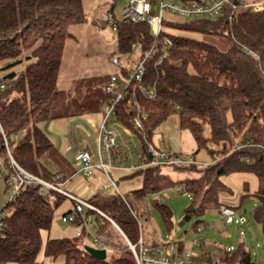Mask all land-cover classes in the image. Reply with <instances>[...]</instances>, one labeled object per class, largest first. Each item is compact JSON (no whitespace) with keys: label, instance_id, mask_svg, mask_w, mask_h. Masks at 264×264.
Segmentation results:
<instances>
[{"label":"trees","instance_id":"obj_1","mask_svg":"<svg viewBox=\"0 0 264 264\" xmlns=\"http://www.w3.org/2000/svg\"><path fill=\"white\" fill-rule=\"evenodd\" d=\"M86 20L83 0H0V161L7 170L1 164L0 168L9 188L11 175L18 172L17 166L10 163L11 156L20 167L47 181H57L59 174L66 178L63 157L42 123L91 111L89 105L103 111L101 103L111 98L104 89L110 74L97 98H88L82 105H76L74 97L58 86L66 40L73 35L71 27ZM118 26L120 55L133 58L137 50L143 52L151 45L153 36L148 23L120 20ZM164 34L172 37L173 45L159 65L155 61L162 48L155 52L143 80L146 86L154 87L155 97L148 98L134 89L133 83L114 115L142 143L137 164L141 166L124 177L141 174L143 183L124 194L118 190L98 193L89 201L112 217L135 242L141 232L138 218L149 217L145 205L151 194L179 186L192 195L191 208L195 207V211L191 214L203 213L209 207L220 211L223 194L232 191L222 177L250 172L259 182L253 193L258 200L254 217L264 232V8H229L220 15L201 19H165ZM22 63L24 67L18 68ZM133 93L147 115L143 128L135 124L136 110L129 107ZM173 114L178 115L180 128L192 132L197 151L206 148L214 160L205 167L190 164L193 166L188 168L198 171V176L174 180L163 171L165 163H152L149 144H153L157 127ZM124 148L118 144L114 149L115 161ZM128 159L126 154L125 161ZM49 160L61 169L49 167ZM56 194L57 198L50 200L40 184L26 183L3 206L9 212L0 235V263L41 264L37 253L42 230L50 228L55 208L67 197ZM247 194L251 193H243L237 204H227L244 218L239 211ZM156 205L165 223L172 225L170 206L158 200ZM72 212L74 209L69 208L63 215ZM86 212L96 217L98 233L112 225L107 219L100 224L103 217L94 210L86 208ZM246 221L245 218L243 226ZM70 223L86 232L79 215ZM81 235L49 237L45 253L64 254V264H136L132 251L121 248L128 247L125 239L111 242L118 252L111 261L93 257L85 249ZM226 255L228 262L258 264L244 241Z\"/></svg>","mask_w":264,"mask_h":264},{"label":"rangeland","instance_id":"obj_2","mask_svg":"<svg viewBox=\"0 0 264 264\" xmlns=\"http://www.w3.org/2000/svg\"><path fill=\"white\" fill-rule=\"evenodd\" d=\"M176 1L165 0L168 4ZM243 1L250 3L256 0ZM127 3L128 0H83L87 20L71 27L73 35L66 40L63 61L58 77L59 88L64 90L66 95L74 97V101L78 103L76 105L85 104L88 102V98L92 99L94 96L97 98L102 89V85L104 86L103 82L105 81L106 75L120 73V68L112 61L113 53L120 55L118 52V34L112 30L109 21H112L113 18L120 19ZM168 15L174 19H184L170 12ZM140 52V49L137 50L134 56L138 57ZM24 65L25 63H22L18 68H22ZM103 103H101L102 106ZM92 107L89 105L88 108H91V111L88 110L87 113L99 112V110H94ZM178 119V115L173 114L161 123L153 135V144L161 150L175 152L190 158L198 167H205L207 164L212 163L214 160L207 149L201 148L197 151L198 145L192 132L189 129L180 128ZM59 120L60 123L56 128L63 129L66 117L59 118ZM48 124L49 121L43 122L42 127L45 130L46 128L51 129V127L47 126ZM116 128L118 131H123L120 125ZM48 133H51L52 137L57 139L55 134L52 132ZM98 137V131L93 130L89 125H85V128L73 127L71 136L67 139L58 138L57 142H59L55 146L63 156L69 159L73 158L78 151L84 149H89L95 155L98 154ZM133 139L128 138L126 145L121 144L125 148L123 150L124 153H120L119 157L122 156L125 159L126 154L129 155V159L127 161L124 160L125 165H128L127 169H119V172H115L114 169L111 170L113 179L118 182L117 190L123 194L130 189L141 186L143 183V176L141 174H136L132 177H124L121 175V172L129 174L134 171L131 165L136 163L137 150L142 149L140 138L134 136ZM67 145L72 147L70 151L66 150ZM119 157L117 159H120ZM113 161L115 162L114 159ZM48 164L52 169L55 167L50 160ZM188 166L191 167L193 165ZM188 166L174 167L173 165L164 164L162 169L164 172L170 174L174 180L199 175L198 171L193 168H188ZM94 175L93 170L91 175L82 177L85 180V178L91 179ZM222 178L232 189L231 193L223 194L221 201L224 204H229L225 199L233 202V204H237L243 193H251L247 194L239 211L247 219L243 227L237 223H226L220 211L214 207H209L203 213L194 212L191 214L190 219L181 225L182 220L189 213L188 210L191 209L193 198L188 191L179 189V186H175L171 190L165 189L160 193H153L148 197L145 209L149 217L148 219L140 218L142 222L141 233L145 242L150 244L156 240L158 243L164 244L181 241L184 243L185 248H189L191 243L200 237L206 239L211 244L222 243L225 246L232 245L238 248L242 241H244L246 249L256 258L258 264H264V232L254 217L258 200L253 193L258 188V178L254 173L250 172H234ZM69 181L70 178L66 180V184H63V187L66 190L68 189L67 191L69 192H76L72 188L75 182L73 181L71 183ZM105 181L108 182L109 180L106 179ZM112 190H116L114 186L102 190V194ZM12 192V187L9 188L7 186V179H5L3 170L0 168V207H3L8 202ZM157 200L170 206L173 212L172 225L165 223L156 205ZM69 208L75 209V203L67 196L55 208L50 228L42 230V241L37 253V260L41 264H64V254L52 256L45 253L46 241L49 237H74L79 231L82 234L81 240L83 244L95 247L98 246L96 242L97 237L103 235V239L109 244L108 247L111 246L109 248L105 247L107 249V259L112 261L118 255V252L112 248L111 242L113 240L118 243L126 241L120 230L116 226L110 225L106 230L98 233L96 226L90 223L87 228L85 227L86 232L83 233L81 227L63 220V214ZM197 222L203 224V230L200 232L197 231ZM242 230H244V234H241ZM124 239L125 241H122ZM121 248L128 250L127 246H121ZM5 264L22 263L19 261H8ZM27 264L35 263L31 262Z\"/></svg>","mask_w":264,"mask_h":264},{"label":"built area","instance_id":"obj_3","mask_svg":"<svg viewBox=\"0 0 264 264\" xmlns=\"http://www.w3.org/2000/svg\"><path fill=\"white\" fill-rule=\"evenodd\" d=\"M229 8L234 10L237 8H250L254 11H260L264 8V0H256L250 3L240 0H238V2H235V0H177L170 4L165 2V0H128L121 18H113L112 21H109L112 30L115 32L118 31V23L120 20L146 22L150 26L153 41L148 49L140 52L138 57L129 58L124 55H112V61L120 68V73H111L104 86L105 91L111 94V98L109 101H106L103 106V119L99 128L98 141L99 162H94V154L89 149L78 151L75 154V162L80 172L88 176L93 173L95 168L101 169L109 176L110 185L114 186L116 190L118 189L116 181L109 174L110 170L115 167L113 151L119 144L118 140L121 135L116 127L119 125L124 126L130 133L131 130L114 119V115L116 114L117 105L125 98L133 83L136 84L134 89L138 88L139 91L148 98L155 97L154 87L146 86L143 84V80L146 75L147 63L154 56L155 52L162 48L161 53L155 61V64L159 65L163 61L167 49L173 45L172 37L164 34L165 19H174L169 17L168 13L170 12L184 19H201L220 15ZM124 69H126V73H122ZM129 107L136 110V115L134 116L135 124L143 128V119L147 115L143 106L137 99L136 93H133L130 97ZM149 146L153 156V164L165 163L184 167L193 163L190 158L182 155H175L169 151H163L154 144H149ZM10 163L18 167V172L11 175L10 183L13 192L9 200L13 199L26 183L40 184L41 191L46 194L50 200H55L57 198L56 191L68 196L74 201L75 209L74 212L63 215V220L70 222L76 215H79L83 220L84 226L87 228L90 223H96V217H93L92 214H88L86 208L99 213L103 217L100 220V224H105V219H107L114 227L116 226V228L120 230L128 243V248L134 255L136 264H240L239 260L235 262L225 261L226 254L231 253L235 249L234 246H225L222 243L211 244L206 239L200 237L196 238L189 248H185L184 243L181 241L164 244H149L145 242L141 232L138 240L133 242L112 217L92 204L89 200L76 196L63 189L60 185L63 181L60 174L56 177L57 181L51 182L26 172L15 162L12 156L10 158ZM139 166L141 165L132 164L131 168L135 169ZM2 168L7 170L6 166L3 164ZM108 186L109 184H105L103 189H106ZM8 212L9 210L7 208L0 207V235L4 227V218ZM220 213L227 223H237L243 227L245 218L232 206L222 204L220 206ZM138 222L141 230L142 222L140 218H138ZM202 230L203 224H198L197 231L200 232ZM77 234L80 235L81 233L78 231ZM241 234H244V230L241 231ZM96 242L98 248L108 246L107 242L103 239V235H99ZM218 251L220 252L218 253Z\"/></svg>","mask_w":264,"mask_h":264},{"label":"crops","instance_id":"obj_4","mask_svg":"<svg viewBox=\"0 0 264 264\" xmlns=\"http://www.w3.org/2000/svg\"><path fill=\"white\" fill-rule=\"evenodd\" d=\"M104 104H105V102H104ZM102 112H103L102 110H99L98 113H87V111H86L84 113L67 116L66 120L64 121V124H63L64 125L63 129L56 128V126L60 123L59 118L49 120V124L47 126L51 127L52 130L49 128H46V131L52 132L53 134H55L57 136L56 137L57 139H55L54 137H52L51 133H48L49 136L51 137V139L53 140L54 144H57L59 142V141L57 142L58 138H63V139L69 138L71 136V132H72L73 127L85 128V125H89L93 130L98 131V135H99V128H100V124H101L100 122H101V119H103ZM60 118H62V117H60ZM178 125H179V119H178ZM121 127L123 128V131L122 132L119 131L121 135L119 137L118 142H119V144H125L126 145V140L128 138L133 139L135 135L133 134L132 131H131V133L128 132L124 128V126H121ZM98 141H99V137H98ZM60 146H62V145H60ZM71 149H72V147L70 145H67L66 150L70 151ZM139 150L140 149L137 150L138 155L136 157V163H134L135 165L139 164V162H140L141 152H139ZM61 156L63 157V161H64L63 165L65 168H67L66 170H67V174H68L67 177L64 178L63 181L60 183V185L63 189L66 190V188L63 187V184H66V180L68 178H70L71 183L73 181L75 182V184L72 186V188L74 191H76L74 193H73V191H70V193L89 200L94 195H96L98 193H102V190H104L103 186L105 184H109L108 187H113L112 185H110L109 176L104 171H102L101 169L95 168L94 169L95 175L91 179L85 178V180H84L83 177L85 175L79 171V168L75 162V156L73 158H70V159L63 156L62 154H61ZM119 158H120L119 159L120 161L117 159L114 162L115 167H113L111 169V170L114 169L115 172H117V171L119 172L120 171L119 169H122V168L127 169V166H128V165H125L126 164V163H124L125 159L122 156H120ZM93 160L95 163L99 162L98 154H95L93 156ZM54 165H55L54 169H61V167L57 166L55 163H54ZM111 170L109 172L110 176H112ZM121 175L126 176L127 174L125 172H121ZM85 177H87V176H85ZM106 179H108L109 181L106 182L105 181ZM69 182H67V183H69ZM116 184H117V188H118V182L117 181H116ZM130 190H132V189H130ZM112 191H114V190H112ZM109 192H111V191H109ZM225 201L233 204V202H230L226 199H225Z\"/></svg>","mask_w":264,"mask_h":264},{"label":"water","instance_id":"obj_5","mask_svg":"<svg viewBox=\"0 0 264 264\" xmlns=\"http://www.w3.org/2000/svg\"><path fill=\"white\" fill-rule=\"evenodd\" d=\"M235 2H238V0H235ZM195 211V207H192L190 209V213H188L184 220H182L181 225L185 223L186 220L190 219L191 213ZM85 249L95 258L100 260H105L107 258V249L105 247L98 248L91 245H85Z\"/></svg>","mask_w":264,"mask_h":264}]
</instances>
